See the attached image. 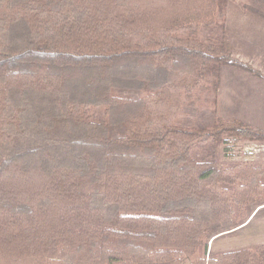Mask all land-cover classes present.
I'll return each mask as SVG.
<instances>
[{
  "label": "trees",
  "instance_id": "16d2710c",
  "mask_svg": "<svg viewBox=\"0 0 264 264\" xmlns=\"http://www.w3.org/2000/svg\"><path fill=\"white\" fill-rule=\"evenodd\" d=\"M225 1L0 0V264H264L213 248L264 207V162L226 160L264 130L183 121L250 67Z\"/></svg>",
  "mask_w": 264,
  "mask_h": 264
},
{
  "label": "crops",
  "instance_id": "0c3cea01",
  "mask_svg": "<svg viewBox=\"0 0 264 264\" xmlns=\"http://www.w3.org/2000/svg\"><path fill=\"white\" fill-rule=\"evenodd\" d=\"M243 1L249 8L225 1L226 30L222 38L237 57L252 62L264 74V0ZM238 44L243 48L237 47ZM218 85L216 104L220 116L244 120L251 113L260 112L264 116L263 76L240 65L223 64Z\"/></svg>",
  "mask_w": 264,
  "mask_h": 264
},
{
  "label": "rangeland",
  "instance_id": "374dc122",
  "mask_svg": "<svg viewBox=\"0 0 264 264\" xmlns=\"http://www.w3.org/2000/svg\"><path fill=\"white\" fill-rule=\"evenodd\" d=\"M234 1L235 4L239 5L243 3V0H231ZM245 3V2H244ZM249 7V6H248ZM247 9V8H245ZM227 13V8L225 4V16ZM225 23L223 26V30L218 32L215 39H221L223 34L226 30V19H224ZM237 47L243 48V45L238 44ZM227 49L229 54L232 57H235L241 60L240 57H237L227 45ZM247 63L250 67H246L249 71H252L254 74L261 75L264 77L262 70L253 65L252 62L241 60ZM223 64H231L227 62L218 63V71H221V66ZM244 67V66H243ZM214 79V78H213ZM219 85L214 87L213 82L211 81H204L202 87L197 88L191 98L187 100L184 104L183 109V121L186 124L194 125L196 127H206L212 125L217 118H229L220 116L217 110V91ZM234 118V117H230ZM238 119V118H235ZM246 124L251 126L260 127L264 130V116L258 112L252 114L247 117V120L239 119ZM244 150L249 152L250 155L246 157H238L230 160V162H238L243 159L244 162H251V163H263L264 162V140L256 141V140H249L245 143ZM258 204V203H257ZM256 203L250 204L249 209L253 212L258 208L259 205ZM251 214V213H250ZM264 241V207L259 211L258 217L255 218L253 224L247 228H242L238 231H235L230 234L223 235L217 238L213 243V248L215 250H234L243 247H254L255 245L262 244ZM211 245V241L209 242Z\"/></svg>",
  "mask_w": 264,
  "mask_h": 264
}]
</instances>
